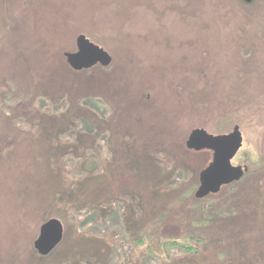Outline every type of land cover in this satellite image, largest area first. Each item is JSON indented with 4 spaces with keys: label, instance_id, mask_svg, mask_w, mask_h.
<instances>
[{
    "label": "rangeland",
    "instance_id": "374dc122",
    "mask_svg": "<svg viewBox=\"0 0 264 264\" xmlns=\"http://www.w3.org/2000/svg\"><path fill=\"white\" fill-rule=\"evenodd\" d=\"M195 129L242 132L231 210ZM0 264H264V0H0Z\"/></svg>",
    "mask_w": 264,
    "mask_h": 264
},
{
    "label": "water",
    "instance_id": "95a60500",
    "mask_svg": "<svg viewBox=\"0 0 264 264\" xmlns=\"http://www.w3.org/2000/svg\"><path fill=\"white\" fill-rule=\"evenodd\" d=\"M251 3L253 0H244ZM67 62L74 70L89 69L100 64L107 66L112 57L101 47L92 44L84 35L77 38V50L65 53ZM187 146L193 150H212L211 163L200 173L198 197L217 193L222 186L239 180L244 169L232 161L243 146V136L239 129L229 134L212 135L204 129H195L189 136ZM64 229L61 222L50 220L41 227L34 246L42 254L50 253L62 240Z\"/></svg>",
    "mask_w": 264,
    "mask_h": 264
},
{
    "label": "trees",
    "instance_id": "16d2710c",
    "mask_svg": "<svg viewBox=\"0 0 264 264\" xmlns=\"http://www.w3.org/2000/svg\"><path fill=\"white\" fill-rule=\"evenodd\" d=\"M102 67L103 68H108V65L107 66H103L102 65ZM83 70H92V68H89V69H83ZM237 126H235V128H236ZM243 176H244V174H243ZM242 176V177H243ZM242 177L239 179V180H236V181H234V182H232V183H230V184H227V185H224L223 186V188L225 187V188H227V187H229V188H227L228 190L229 189H233L232 190V192H235V196H234V198L235 199H233V197L231 196V195H229L228 197L226 196L224 199H223V201L224 202H226L227 204H228V207H227V210L228 209H230L231 210V208L229 207V204L231 205V203L230 202H232V201H234V200H238L241 196L240 195H238V192L239 191H241V190H239V187H237V188H234V187H232V186H235L236 185V183H239V181L242 179ZM239 190V191H238ZM231 192V193H232ZM218 193V192H217ZM217 193H210V194H208V195H216ZM236 193H237V195H236ZM208 195H206V196H208ZM206 196H204V197H198V196H196L197 198H200V199H203V198H206ZM220 201H222V198H220ZM227 215H228V217L231 215L232 216V214L230 213V211H228V213H227V211L225 212ZM186 248H190V247H187L186 246Z\"/></svg>",
    "mask_w": 264,
    "mask_h": 264
}]
</instances>
